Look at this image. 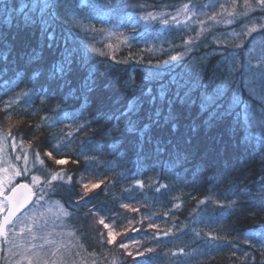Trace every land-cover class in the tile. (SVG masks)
<instances>
[{"label":"trees","instance_id":"trees-1","mask_svg":"<svg viewBox=\"0 0 264 264\" xmlns=\"http://www.w3.org/2000/svg\"><path fill=\"white\" fill-rule=\"evenodd\" d=\"M96 2L108 0H71L78 5L81 24L50 18L57 46L43 50L44 62L60 59L67 41L74 55L66 83L41 81V90L27 78L20 82L11 73L0 75V133L11 127L13 136L40 152L45 179L50 172L66 174L65 181L48 186L47 199H58L88 229L97 250L96 259L88 257L91 264H264L259 237L250 235L264 224V137L259 128L237 132L229 119L208 126L197 104L179 110L175 131L159 132L166 150L146 147L138 153L135 139L123 134L120 116L133 95L149 88L158 93L161 84L173 90L187 87L195 98L210 79L213 87L224 86V107L239 91L257 113L264 112V101L259 93L250 94L243 71L249 60L253 66L264 62L259 27L264 10L256 0H248L250 7L245 0H122L126 7L105 16L86 6ZM193 3L199 6L189 21L161 25L167 13ZM148 12L159 18L145 24L141 17ZM253 27L256 31L249 34ZM40 40L35 29L13 30L5 41L14 49L10 61L22 63L26 51L40 50ZM13 100L18 103L6 112ZM149 111L145 105L141 116ZM48 151L66 162L57 165L45 155ZM177 152L188 156L183 166L174 162ZM85 183L99 187L80 199ZM91 213L112 223L114 243H107Z\"/></svg>","mask_w":264,"mask_h":264},{"label":"snow or ice","instance_id":"snow-or-ice-1","mask_svg":"<svg viewBox=\"0 0 264 264\" xmlns=\"http://www.w3.org/2000/svg\"><path fill=\"white\" fill-rule=\"evenodd\" d=\"M257 7L264 10V0H256ZM93 12L100 11L103 15H116L123 7L122 0L120 2L113 3L112 0H108L107 3H89L86 5ZM193 3L191 7L188 4L183 6L185 12H192V9L198 7ZM211 5H204L202 7H210ZM235 6V4H234ZM245 6L250 7L248 0H245ZM223 7V6H221ZM78 5L71 3V0H0V75L11 73L13 77L20 79L23 82L25 78L29 79L33 85L39 84L41 90L43 85L41 81L49 84H58L59 81L65 80L66 75L71 71L73 63V51L67 46L65 41L64 51L61 53V57L58 60L52 61L50 64L44 62L43 50L45 48L51 49L57 46V40L55 37L54 30L50 24V18L55 16H61L69 19L76 24H81V21L76 16V9ZM195 13L193 12V15ZM231 15V14H230ZM247 16V13L244 14ZM159 17L148 12L141 17L145 24H151ZM211 20H216V15L213 14L210 17ZM172 22L179 23L176 16L171 17ZM168 19H163V24H168ZM227 23H232L231 20ZM11 26L10 28L8 26ZM264 31V24L259 26ZM29 29H35L40 33V45L39 51L36 48H31L30 51H26L20 59L22 63L13 64L10 61V57L14 51L13 48L5 44V41L9 39L11 32L15 30L17 33L25 32ZM256 31V27L249 30L251 32ZM8 35H5V33ZM242 47V45H241ZM7 48L5 52L4 49ZM94 52L98 49L93 48ZM251 51V50H250ZM177 57H172L176 59ZM231 63H236L234 58H229ZM247 73L248 79L245 84L248 91L253 96L258 93L262 101H264V62H258L256 66H253L249 60L248 67L243 69ZM23 73L24 75H21ZM13 81L9 79L8 83L11 84ZM214 81L210 79L208 84H202L199 86V94L193 96V92L190 88L177 86L175 90L171 87L161 84L158 93H154L150 88L146 91L141 92L139 96L133 95L132 99L126 105L125 109L120 113V116L124 120L123 134H127L135 139L136 151L142 153L146 147H151L155 151L166 150V145L161 140L159 132L164 129H171L175 131L179 121L180 109L184 107H191L193 105L199 106L200 113H206L207 119L204 123L211 126L214 122H219L225 119H229L233 123L234 130L239 132L242 129H250L253 125H256L260 130V135L264 137V112L257 113L256 110L241 99L239 91L233 94L228 107H224L220 100L223 95L224 86L216 85L213 87ZM230 83V82H226ZM259 83V88L254 87ZM91 91V89H89ZM27 95V93H25ZM74 98V97H73ZM13 103L18 101H11L5 105V111L12 108ZM145 105L148 106L149 112L146 118L141 116L144 112ZM6 119L10 122L12 115L9 112ZM22 122V121H19ZM18 122V123H19ZM83 127V126H81ZM11 138L10 146L15 149L17 147L16 138L12 136L11 127L8 131L0 134V237L4 240H9V233H16L17 235L23 234L27 231L32 241H36L38 238L43 241L41 244L28 243L26 246H21L24 251L19 253L20 259L16 261V264H69L63 256L60 254L61 248L65 247L63 244H58L56 241L49 238L51 235L46 234L38 237L34 232L36 227L35 223L26 225L24 218H27V213L23 214V218L18 216L25 207L32 202V198L35 195L32 191L33 186L47 185L52 186L54 181H65L66 174L61 170L57 172H50L49 179H43L41 176L32 175L31 185L26 183H19L15 186H11L13 180L16 177L23 176L29 171L28 156L25 154L23 157L17 155L16 160L21 158L24 161V169L21 171L19 167L11 163L10 160L5 157L4 151L8 145L4 141ZM20 145L24 144L23 139L19 141ZM66 146V145H63ZM61 145H56L55 148L59 150ZM28 148H33L31 143L28 144ZM34 151V163L33 167L38 163L41 167H44V160L41 158L39 151ZM45 155L52 158L57 165L64 164L66 161L62 159H55L51 151L45 152ZM88 158L85 157V160ZM188 156L186 154L177 152L174 158V162H179L181 166L187 162ZM47 171V169H45ZM71 176H67V182L71 183ZM101 183H103L101 181ZM137 183L142 184L138 181ZM85 189L84 193L80 195V199H84L88 192L94 188H98L99 184H88L82 185ZM162 187H167L166 185ZM40 191L43 192V187H40ZM264 191V188L261 189ZM7 192V195L5 194ZM22 193V195H21ZM44 196L40 195L37 197L36 203L43 200ZM75 203V202H70ZM219 204V201H216ZM235 203V201H233ZM122 207L130 208V205L123 204ZM132 211H138L133 208ZM65 216H70L71 213L64 210ZM43 215V214H41ZM35 213L33 214V219ZM42 225L41 227L46 226ZM99 223L102 224L107 232V243L112 244L115 242V235L110 225L105 224L104 218L100 217ZM17 226H19V232H16ZM149 227H155L154 224H150ZM168 235V233H164ZM211 235V234H209ZM251 236L259 237L260 246L264 249V224L258 226L257 232L250 233ZM215 239V238H214ZM246 244H250L249 240H245ZM46 245H56L55 248L51 249L50 252L45 251ZM120 248L127 249L126 243H121ZM253 247H255L253 245ZM9 254L12 253V248H9ZM146 252H152V248L145 249ZM183 252V249H180ZM264 254V253H262ZM132 255L131 252L128 253ZM143 253L137 252V256H141ZM247 255V254H246ZM71 264H76L72 261Z\"/></svg>","mask_w":264,"mask_h":264},{"label":"rangeland","instance_id":"rangeland-1","mask_svg":"<svg viewBox=\"0 0 264 264\" xmlns=\"http://www.w3.org/2000/svg\"><path fill=\"white\" fill-rule=\"evenodd\" d=\"M172 16H176L177 21H179L180 23L184 22V20L185 22H187L193 16V10L192 12H185L183 7H181L176 11L173 10V12H170L169 14L167 13L165 19H168L170 22H172ZM160 23L161 25H165L162 23V20H160ZM0 134H3V132ZM19 141L20 140L16 138L17 147L15 149L10 146L11 138L4 141V143L8 145V147H6L3 155L7 157V159L10 160L11 163L15 164L21 169V171H23V159L21 158L20 160H16L15 157L17 155L23 157L25 154H27V167L29 171L23 176L16 177L13 180L11 186H15L16 184H19L22 181L31 185L32 175H38L45 179V172L43 173V167H41L38 163L35 167H33V149L28 148V144H25V142L21 146ZM40 187H43V192L40 191ZM32 188L33 192L35 193L34 199L26 209H24L21 213L18 214V216H21L23 218V214L27 213V218H24V223L26 225H31L35 223L36 227L33 230L38 237L50 233V239L56 241L58 244H63L65 247L61 248L60 254L66 261L69 262V264H71L72 261H75L76 264H91L88 257L92 256L96 259L97 250L94 248V246H91L92 242H90L91 239L89 237V231L81 222L80 218L76 216L72 211L68 210L58 199H47L48 186L41 185L39 187L33 186ZM5 194H7V192ZM40 195H43L44 199L40 200L39 203H36L37 197H39ZM64 210L70 212L71 215L65 216L63 214ZM34 213L35 217L33 219ZM91 215H93V218H91L93 224L95 226H99L101 232H104L107 235L108 229H106L102 224L99 223V219L101 216L96 215L95 213H91ZM45 222H47L46 226L41 227L42 225H45ZM104 222L105 224L111 226V228L113 229V233L116 237V231L114 229L115 227L112 225V223L107 221L105 218ZM16 232H19V226H17ZM9 240L11 241V244L8 241L4 240L2 237H0V264H16V261L20 259L19 253L24 251V248L21 247L22 245L26 246L28 243H43V241L39 238L36 241H32L31 236L27 231L20 235L10 232ZM55 246L56 245H46L45 251L50 252L51 249L55 248ZM9 248H12L13 254H9ZM22 264H26V262H22ZM93 264H95L94 261Z\"/></svg>","mask_w":264,"mask_h":264},{"label":"water","instance_id":"water-1","mask_svg":"<svg viewBox=\"0 0 264 264\" xmlns=\"http://www.w3.org/2000/svg\"><path fill=\"white\" fill-rule=\"evenodd\" d=\"M20 183H26V182H23V181H22V182H20ZM26 184H28V183H26ZM32 191H33V188H32ZM33 193H34V192H33ZM6 195H7V194H6ZM21 195H22V193H21ZM33 199H34V196H33V198H32V201H33ZM30 204H31V202L25 207V209H26ZM23 210H24V209H23ZM23 210H22V211H23ZM18 214H19V213H18Z\"/></svg>","mask_w":264,"mask_h":264}]
</instances>
